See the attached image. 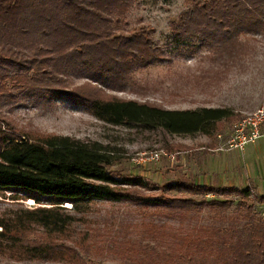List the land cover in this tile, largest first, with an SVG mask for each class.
<instances>
[{"label": "trees", "instance_id": "16d2710c", "mask_svg": "<svg viewBox=\"0 0 264 264\" xmlns=\"http://www.w3.org/2000/svg\"><path fill=\"white\" fill-rule=\"evenodd\" d=\"M183 2L185 7L169 22L172 40L191 49L195 43L207 47L200 56L207 65L199 71L216 78L243 69L255 52L254 42L264 41V0ZM135 3L0 0V97L15 98L16 90L39 106L66 101L143 137L214 135L217 121L234 114L227 106L166 108L115 93L145 92L148 83L136 78L134 70L170 59L168 43L154 39L140 17L131 23L127 12ZM0 120L5 125L0 127V200L10 203L0 207V258L13 261L5 264H85L92 249L89 234L100 231L87 224L93 204L140 200L121 185L140 183V178L121 182L107 173L106 166L116 159V148L108 142L20 131L2 115ZM164 147L190 148L181 143ZM162 189L188 194L148 198V204L163 210L148 214L139 238H126L118 228L119 236L104 239L106 249L127 250V264H264V219L239 214L249 188L173 182ZM199 191L234 192L241 199L231 214V199L194 200L192 194ZM24 199L33 203L23 205ZM258 200L263 202L264 194Z\"/></svg>", "mask_w": 264, "mask_h": 264}, {"label": "rangeland", "instance_id": "374dc122", "mask_svg": "<svg viewBox=\"0 0 264 264\" xmlns=\"http://www.w3.org/2000/svg\"><path fill=\"white\" fill-rule=\"evenodd\" d=\"M184 7L183 0H136L127 12L131 23L140 17V21L151 28V36L154 39L168 43L167 52L170 53V59L134 70L133 75L136 78L148 83L145 92L115 93L138 100H150L166 108L227 106L234 114L219 119L212 136L194 133L166 134L163 137L156 133L143 137L135 133L130 134L122 126L104 123L84 108L66 101L54 100L51 105L39 106L16 90L12 91L15 98L0 97V115L18 130L68 134L81 139L108 142L116 148V159L106 166L107 173L121 182L125 179L140 178V183L137 184L121 183L133 196L141 198L140 200H104L93 204L92 212L88 215L91 221L87 224L90 225L89 228H99L100 231L94 234L95 236L89 234L88 239L93 240L89 239L87 242L92 249L85 254V264H127V250L123 252L119 247L113 246L106 249L104 239L119 236L118 228L124 232L126 238H139L142 224L149 219L148 214L160 209L148 204V198L174 192L188 194L187 191L178 189H162L165 184L179 182L197 186L207 183V186L219 187L217 185L220 184V179H223L222 184L227 185V179L232 174L239 177L244 163L241 153L244 150L250 151L253 168L258 163L264 167V134L253 139V142H245L243 150L228 148L230 139L232 143H236V135L248 134L251 121H255L260 132L264 131V41L254 42L255 52L245 59L243 69H231L224 71L219 77L210 78L199 71L200 66L207 65L205 60L200 59V56L207 52V47L195 43V48L191 49L172 40L169 22L175 19ZM5 82L8 86L11 84L10 81ZM0 127H5L1 120ZM166 143L186 144L190 148L167 150L164 147ZM259 143L261 150L257 152L255 146ZM150 150L160 152L157 160L146 158ZM168 153L172 154V157L168 156ZM231 155L234 162L228 157ZM248 164L251 166L250 162ZM236 185H240V182L236 181ZM255 191H249L248 195L242 198L244 205L240 207L239 214L250 212L264 219V201L258 200L261 190ZM192 197L194 200L231 199L232 203L227 211L231 214L236 212L234 207L241 199V195L234 192L220 195L199 191L192 194ZM8 201L1 199L0 207L10 205ZM21 202L23 205H31L33 200L24 199ZM64 205L69 206L68 203ZM205 209L201 211L203 216L207 213ZM75 227L82 228V224L77 223ZM7 262L13 261L0 258V264ZM26 264L68 263L31 260Z\"/></svg>", "mask_w": 264, "mask_h": 264}, {"label": "crops", "instance_id": "0c3cea01", "mask_svg": "<svg viewBox=\"0 0 264 264\" xmlns=\"http://www.w3.org/2000/svg\"><path fill=\"white\" fill-rule=\"evenodd\" d=\"M260 133H261L260 135L263 136L264 131H261ZM253 141L254 140H252V142ZM260 146H261L260 143L255 146L257 152H260L259 151V150H261ZM228 148H239V147L230 146L229 145ZM239 149L243 150L244 149V144ZM241 156L243 157L244 163L241 166L239 177H236L235 174H232L227 179V181H228L227 185L222 184L223 179H220V181H219L220 184L217 185V186H219V187L249 188L250 191L261 190V193H259V195L264 194V167H261L260 164L258 163L253 168V166H252L253 160L251 158L252 155H250V151L249 150H244V152L241 153ZM228 157L231 158V160L233 161V155L228 156ZM248 162L251 163V166L248 164ZM236 181L240 182V185H236ZM204 184L207 185V183H204Z\"/></svg>", "mask_w": 264, "mask_h": 264}, {"label": "built area", "instance_id": "2783aa9c", "mask_svg": "<svg viewBox=\"0 0 264 264\" xmlns=\"http://www.w3.org/2000/svg\"><path fill=\"white\" fill-rule=\"evenodd\" d=\"M260 134L261 133H260L258 127L256 126L255 121H251L250 122V129H249V132L246 136L244 134L240 133V134L236 135V137L238 138V141L236 143H234V142L232 143V139H230L228 141V143L230 146H237V147L241 148L245 142H247L248 140L251 141V140L257 138ZM159 156H160L159 151L150 150L148 152V155L146 156V158L150 159V160H157L159 158ZM168 156L172 157V154L168 153Z\"/></svg>", "mask_w": 264, "mask_h": 264}]
</instances>
